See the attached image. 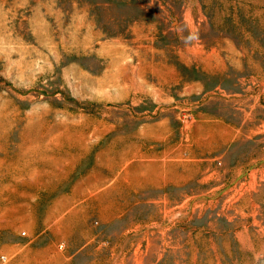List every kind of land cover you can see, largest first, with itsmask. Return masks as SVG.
I'll return each mask as SVG.
<instances>
[{
  "label": "rangeland",
  "instance_id": "rangeland-1",
  "mask_svg": "<svg viewBox=\"0 0 264 264\" xmlns=\"http://www.w3.org/2000/svg\"><path fill=\"white\" fill-rule=\"evenodd\" d=\"M2 254L264 264V0H0Z\"/></svg>",
  "mask_w": 264,
  "mask_h": 264
},
{
  "label": "bare ground",
  "instance_id": "bare-ground-1",
  "mask_svg": "<svg viewBox=\"0 0 264 264\" xmlns=\"http://www.w3.org/2000/svg\"><path fill=\"white\" fill-rule=\"evenodd\" d=\"M92 136V135H91ZM70 140L78 142V147L77 148H81L82 147V142L86 141L88 139V136L86 135V133L84 132V130L80 131V133H78L77 135H70L68 137ZM73 143V142H72ZM75 145V144H74ZM64 147V146H63ZM66 148V147H65ZM110 148V147H109ZM78 152V151H77ZM55 154V153H54ZM57 174V173H56ZM148 179V178H147Z\"/></svg>",
  "mask_w": 264,
  "mask_h": 264
},
{
  "label": "built area",
  "instance_id": "built-area-1",
  "mask_svg": "<svg viewBox=\"0 0 264 264\" xmlns=\"http://www.w3.org/2000/svg\"><path fill=\"white\" fill-rule=\"evenodd\" d=\"M0 257H1L2 261H5L7 259V257L3 254Z\"/></svg>",
  "mask_w": 264,
  "mask_h": 264
},
{
  "label": "clouds",
  "instance_id": "clouds-1",
  "mask_svg": "<svg viewBox=\"0 0 264 264\" xmlns=\"http://www.w3.org/2000/svg\"><path fill=\"white\" fill-rule=\"evenodd\" d=\"M191 39H194L195 37H190Z\"/></svg>",
  "mask_w": 264,
  "mask_h": 264
}]
</instances>
